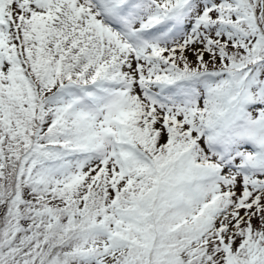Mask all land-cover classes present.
<instances>
[{
	"label": "snow or ice",
	"instance_id": "1",
	"mask_svg": "<svg viewBox=\"0 0 264 264\" xmlns=\"http://www.w3.org/2000/svg\"><path fill=\"white\" fill-rule=\"evenodd\" d=\"M0 264H264V0H0Z\"/></svg>",
	"mask_w": 264,
	"mask_h": 264
}]
</instances>
